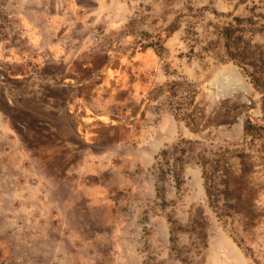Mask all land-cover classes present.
<instances>
[{"label": "rangeland", "instance_id": "rangeland-1", "mask_svg": "<svg viewBox=\"0 0 264 264\" xmlns=\"http://www.w3.org/2000/svg\"><path fill=\"white\" fill-rule=\"evenodd\" d=\"M0 264H264V0H0Z\"/></svg>", "mask_w": 264, "mask_h": 264}, {"label": "crops", "instance_id": "crops-1", "mask_svg": "<svg viewBox=\"0 0 264 264\" xmlns=\"http://www.w3.org/2000/svg\"><path fill=\"white\" fill-rule=\"evenodd\" d=\"M148 55L150 56L149 52H147L146 56L143 54L141 59L145 60V58L149 57ZM152 55L153 56L149 59L156 57L154 53H152ZM109 62L112 64V60H109ZM110 63H107L104 68L105 72L100 76L102 80L100 83L101 85L95 88L96 100L93 101V96L90 97L91 101H89L84 116L85 118H88L87 122L90 124V128L92 127V130L94 129L96 131L97 129H103L109 130L110 133L117 134L124 127L125 132L121 135L124 136L132 132L133 126L130 125L131 123L126 125L124 123L126 120L123 121V118H126L130 112L133 113V111H135V107H133L135 103L142 102L143 104L144 100L142 101V99L144 98L148 87H150L147 83H150L151 81L150 79L147 80L148 78H144L146 79L144 80L138 78V76H136V78L133 77L132 74H129L130 71H132L130 69L133 66L128 68L126 67V64L113 66ZM79 107L82 108V105L79 104ZM119 108L120 110H118ZM173 120L174 119H172L171 116H167V119L164 118L162 123H160V126H165V129L170 130L174 125ZM145 122L147 121L145 120ZM97 124L102 125L103 127L97 128ZM161 146H163V144L157 142L156 151H159Z\"/></svg>", "mask_w": 264, "mask_h": 264}]
</instances>
